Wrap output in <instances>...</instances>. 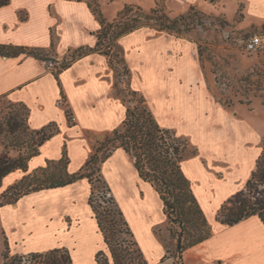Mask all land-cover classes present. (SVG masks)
I'll use <instances>...</instances> for the list:
<instances>
[{"label":"crops","instance_id":"1","mask_svg":"<svg viewBox=\"0 0 264 264\" xmlns=\"http://www.w3.org/2000/svg\"><path fill=\"white\" fill-rule=\"evenodd\" d=\"M244 2L246 11L255 18H264V0ZM98 28L99 23L86 0H10L0 6V45L43 49L52 46L45 60L25 53L0 54V97L6 96L28 108L31 129L37 130L50 123L57 129L41 144L38 154L28 161V172L44 166L46 160L57 162L64 145L68 156L66 171H76L93 152V143L119 127L125 117L126 106L116 92V68L109 65L106 56L98 50L85 52L74 59L68 55L81 47L94 48ZM168 43L164 37L145 39L140 29L118 39L130 68L133 90L141 92L136 62L148 67L149 78L162 79V84L156 85L161 102L152 105L146 98L157 123L175 129L177 134H183V129L189 125L200 126L203 135L201 142L192 136L197 146L192 145L197 152L184 158L181 165L212 232L186 249L184 264H264V223L257 215L231 225L215 220L217 209L242 189L254 168L258 154L252 151L249 140L255 133L230 117L218 104L214 105L216 119H209L211 107L205 109L202 106L209 91L194 48L190 47V42L180 40L175 43L176 55L171 56ZM188 51L193 54V60H186ZM63 59H70V62L55 75L54 65ZM159 67H163L161 71ZM61 94L70 111L71 122L59 103ZM187 100L193 103L187 104ZM181 111L185 117L180 116ZM236 126L238 138L243 140L238 143L227 141ZM16 171L9 173L3 181ZM101 176L113 195H116L115 189L125 190L126 196L137 199L142 211L151 212L149 201L145 196H139L148 183L139 178L133 158L122 148L114 149L101 164ZM90 187L88 180L82 178L63 186L32 191L15 203L0 207V224L8 242H21L29 252L65 247L74 264H87L84 255L89 251L91 261L88 264H96L94 255L104 243L87 202ZM80 198L84 199L87 217L96 234L94 246L87 250L90 239L83 233V222L76 212ZM207 207L213 210L211 218ZM123 213L126 214L125 209ZM143 220L142 230L135 232L130 227L148 264H171V256L160 260L166 248L153 231L156 223ZM35 238L44 242L42 246L26 247V242ZM153 255L155 259L151 258Z\"/></svg>","mask_w":264,"mask_h":264},{"label":"trees","instance_id":"2","mask_svg":"<svg viewBox=\"0 0 264 264\" xmlns=\"http://www.w3.org/2000/svg\"><path fill=\"white\" fill-rule=\"evenodd\" d=\"M9 1L0 0V6L8 4ZM87 4L99 23V28L95 31L97 41L94 48L81 47L73 51L74 55L71 59L85 52L98 50L106 56L112 67H115L119 62L125 65L124 58L119 55L117 39L142 27L144 22L150 19H154L161 30L168 33H179L177 27L179 19H170L159 7H153L148 13H144L139 6L126 3L117 11L115 18L106 20L98 4L95 6L89 2ZM51 51L52 46L50 49H43L0 45V54L14 56L25 53L41 60L47 59L44 54ZM69 62L70 59H63L61 63L54 65L52 71L56 75L61 69L68 66ZM127 72L129 73L128 69ZM132 93L138 94V91L132 90ZM61 99L65 100L63 94H61ZM138 102L139 107L126 108L125 117L119 127L106 133L104 139L96 140L93 152L82 166L72 173L66 171L68 156L64 145L62 155L57 161L64 168L66 176L64 180H49L44 177L47 165L55 163L53 160H46L44 166H38L28 172V161L38 154L41 144L57 130L54 123L33 130L29 151L25 155L11 156L9 152L17 146L15 132L19 131L20 125L17 121H11L14 117L0 118V187L3 179L9 173L18 169L24 172L19 179L0 192V207L13 204L32 191L63 186L86 178L91 185L87 202L98 232L102 236V241L110 252V255L107 256L103 248L98 249L94 255L96 264H119L116 249L111 245L108 231L104 226V217L110 215L118 217L128 234L133 238V244L136 246L135 250L139 257L137 264H148L109 184L102 179L105 193L104 205L96 202L95 187L92 185L93 175L101 176V164L114 149L122 148L133 158V166L139 178L149 184L161 202L162 214L166 218L173 239L174 252H169L172 257L171 264H184L186 249L202 241L212 232V226L207 221L181 165L184 158L197 152V148L194 145L191 146L188 139L176 135L172 129L161 127L148 108L143 95H140ZM16 103L22 107V110H25L23 121L26 127H30L28 108L23 103ZM65 113L68 122H71L68 107L65 108ZM250 215H257L264 223V145L255 159L254 168L244 187L220 205L216 211L215 220L231 225ZM4 243L5 250L1 256V264H74L70 251L65 247L12 254L9 251V242L6 236ZM110 258L112 262L109 260Z\"/></svg>","mask_w":264,"mask_h":264},{"label":"rangeland","instance_id":"3","mask_svg":"<svg viewBox=\"0 0 264 264\" xmlns=\"http://www.w3.org/2000/svg\"><path fill=\"white\" fill-rule=\"evenodd\" d=\"M93 6L99 5L103 17L106 20L115 18L117 11L126 3L139 6L144 13H148L151 8L159 7L170 19H179L177 25L179 33L161 30L159 25L150 19L144 22L140 29L145 34V39L152 37H164L169 41V54L176 55L174 48L178 41H187L191 43L190 47L195 50V57L199 63V69L204 76V82L209 91L203 101L202 106L205 109L211 107L210 117L216 119L215 104L226 109L230 117L238 120L241 125H247L254 137L248 141L252 151L260 152L264 145V46L257 51L249 52L244 49V42L253 34H261L264 39V18H255L254 14L246 11L244 0H86ZM159 14V13H158ZM119 39V38H118ZM117 39V43H118ZM146 50V47H144ZM119 55L124 58V49L118 44ZM147 51V50H146ZM147 53V52H146ZM44 55H48L45 53ZM74 55L73 53L68 54ZM151 56V54H150ZM186 60H193V54L188 51L185 53ZM125 60V58H124ZM61 61V60H60ZM117 63L115 66L116 92L121 96L124 105L130 108L139 107V97L149 98L152 105L161 102V93L157 89V84H162V79L149 78L148 67L137 64V78L140 91L138 94L132 93L130 85V68L128 63ZM129 73L127 72V69ZM163 67H159V71ZM155 74L157 68L154 70ZM161 80V82L159 81ZM115 84V85H116ZM148 108L150 106L147 102ZM186 103L192 104L191 100ZM61 104L66 108V103L62 100ZM180 116H184L182 111ZM4 116L14 117L11 121H17L19 131L15 132V141L17 146L10 150L11 156L18 154L25 155L29 151V144L32 141L33 129L26 127L24 124L25 110L16 102L11 101L8 97L3 96L0 99V118ZM175 116V115H174ZM188 118V115H186ZM156 119V118H155ZM243 121V122H242ZM231 127V126H230ZM234 127V126H233ZM176 135L188 139L192 144H197L192 140V136L197 142H201L203 135L200 132V126L189 125L183 129V134L178 133L173 128ZM234 132L230 133V139L227 141L238 143L243 140L238 138L237 126ZM231 130H233L231 128ZM106 135V134H105ZM105 135L97 140L104 139ZM36 137V136H35ZM33 137V138H35ZM6 141V140H5ZM246 141V143H248ZM96 141L93 143L95 145ZM211 150L215 148L208 147ZM192 156V155H189ZM188 156V157H189ZM35 169V168H33ZM31 169V171L33 170ZM24 173L17 170L16 173L9 175L2 183L0 192L8 185L14 183ZM44 177L49 180H64V168L62 164L55 162L47 165ZM102 176L94 174L92 185L95 187L96 202L104 205L105 193L103 191ZM245 185V184H244ZM243 185V187H244ZM242 187V188H243ZM127 191L115 189V198L119 207L126 211V217L130 226L138 232L143 229V218L154 221L153 227L156 237L166 248L164 258L170 257L174 252L173 239L169 232V225L165 216L162 214L161 202L155 191L146 184L145 190H140L139 196L147 199V213L142 211L137 199L133 196H126ZM107 196V195H106ZM123 205V206H122ZM76 212L83 222V233L90 239L86 245V250L94 246L96 234L92 228V223L87 217L84 199L80 198L76 204ZM210 218L213 215L211 207H207ZM141 213V214H140ZM4 214H1L3 217ZM104 226L108 231L111 245L116 249L119 264H137L139 257L136 252V246L133 244V238L128 234L125 227L119 221L118 217L110 215L104 217ZM83 236V235H82ZM4 233L0 224V264L1 256L5 250ZM26 247L42 246L43 241L38 238L30 239L26 242ZM48 250V249H47ZM103 250L107 256L110 255L109 248L103 245ZM9 251L12 254L28 253V249L21 242H9ZM45 251V250H42ZM171 252V253H169ZM84 258L88 263L91 261L89 251L85 252ZM155 259V255L151 256ZM112 262V259H109Z\"/></svg>","mask_w":264,"mask_h":264},{"label":"built area","instance_id":"4","mask_svg":"<svg viewBox=\"0 0 264 264\" xmlns=\"http://www.w3.org/2000/svg\"><path fill=\"white\" fill-rule=\"evenodd\" d=\"M264 46V39L261 34H253L244 42V49L249 52L257 51L259 48ZM62 99L59 100V103Z\"/></svg>","mask_w":264,"mask_h":264}]
</instances>
